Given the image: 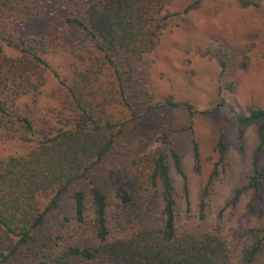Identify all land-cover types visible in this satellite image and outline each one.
<instances>
[{
	"label": "rangeland",
	"instance_id": "obj_1",
	"mask_svg": "<svg viewBox=\"0 0 264 264\" xmlns=\"http://www.w3.org/2000/svg\"><path fill=\"white\" fill-rule=\"evenodd\" d=\"M94 1L43 0L33 7L28 20L15 26L17 34L40 40L33 44L50 64L41 91L22 98L19 106L33 119L39 135H55L76 127L82 95L92 120L102 127L115 125L107 132L116 133V146L98 174L124 181L133 193L146 187L152 155L160 149L175 185L179 231L219 233L227 242L232 264H243V250L250 244L246 230L264 221V151L259 208L250 211V190L242 194L236 207L228 205L236 189L249 183L259 142L256 126L245 129L240 138L230 105L238 112H246L249 106L264 107V0H251L259 2L258 6H243L240 0H154L159 1L163 14L182 13L193 2L199 3L184 16H170L154 49L133 61V75L125 76L131 106L123 100L116 75L96 41L68 21L71 17L87 21ZM223 46L229 47L228 56L235 59L221 75L213 51ZM4 51L12 57L20 54L7 46ZM245 56L247 66L243 68ZM221 96L227 103L217 107ZM169 97L191 103L194 114L184 105L152 108ZM20 135L17 125L1 127L2 157L26 156L38 146V140L24 141ZM220 136L227 146L223 159L217 150ZM194 141L199 147L198 162ZM171 150L181 158L189 205L185 179L175 167ZM85 228L71 223L66 243H90ZM257 264H264V253Z\"/></svg>",
	"mask_w": 264,
	"mask_h": 264
},
{
	"label": "trees",
	"instance_id": "obj_2",
	"mask_svg": "<svg viewBox=\"0 0 264 264\" xmlns=\"http://www.w3.org/2000/svg\"><path fill=\"white\" fill-rule=\"evenodd\" d=\"M42 1L0 0V129L17 125L21 129L20 139L39 141L26 156L5 158L0 154V264H232L227 242L219 233L179 231L175 185L160 149L152 155L146 187L134 193L124 181L98 174L116 146V133L107 132L108 127L112 129L115 125L108 123L102 127L92 120L93 114L82 95L75 128L55 135L38 134L33 119L21 109L19 101L41 91L50 64L33 44L40 40L19 35L14 28L28 20L33 7ZM240 2L243 6L259 5L251 0ZM198 3L188 5L182 13L163 14L159 1L95 0L89 7L87 21L79 17L68 21L77 24L85 37L96 41L116 75L123 100L131 106L125 76L133 75V61L154 49L170 16H184ZM5 46L20 54L8 56ZM228 48L223 46L213 51L221 75L235 59L228 56ZM241 62L245 68L246 56ZM226 103L222 97L217 107ZM180 105L194 114L191 103L176 102L172 97L152 108ZM230 107L240 138L245 129L256 126L259 142L249 183L236 189L228 205L236 207L242 194L250 190V211L255 212L262 200L264 107L249 106L246 112ZM193 144L198 162L199 147L197 142ZM217 150L223 159L227 152L223 136L218 139ZM171 152L177 171L185 179L189 205L181 158L175 150ZM158 204L161 207L156 210ZM205 206L204 194L202 217ZM73 222L86 226L90 243H66V231ZM246 234L250 244L243 250L242 263L257 264L264 253V221L248 228Z\"/></svg>",
	"mask_w": 264,
	"mask_h": 264
}]
</instances>
